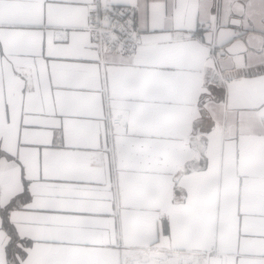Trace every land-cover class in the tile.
I'll return each mask as SVG.
<instances>
[{
  "label": "snow or ice",
  "instance_id": "6c2138e0",
  "mask_svg": "<svg viewBox=\"0 0 264 264\" xmlns=\"http://www.w3.org/2000/svg\"><path fill=\"white\" fill-rule=\"evenodd\" d=\"M0 264H264V0H0Z\"/></svg>",
  "mask_w": 264,
  "mask_h": 264
}]
</instances>
